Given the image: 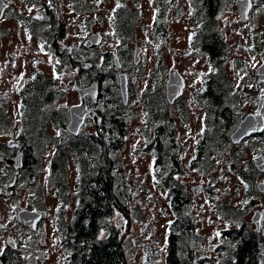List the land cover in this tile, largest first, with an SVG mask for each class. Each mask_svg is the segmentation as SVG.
Masks as SVG:
<instances>
[{
    "label": "flooded vegetation",
    "instance_id": "obj_1",
    "mask_svg": "<svg viewBox=\"0 0 264 264\" xmlns=\"http://www.w3.org/2000/svg\"><path fill=\"white\" fill-rule=\"evenodd\" d=\"M3 1L0 224L6 227L0 228V264H152V259H159L157 264H195V244L207 249L201 264H264V0H199L198 8L190 6L193 0H181L189 4L175 19L190 50L183 44L180 48L182 54L189 52L186 57L194 56L199 78L193 85L183 62L165 75L158 61L153 78L161 86L159 102L154 88L138 85L148 43L134 36L136 28L150 26L137 23L140 10L128 0ZM163 2L156 0L160 22L154 24L152 40L156 27L163 25ZM119 8L135 17H121L127 22L120 24L125 13ZM195 8L206 10L212 22L202 33ZM126 26L134 33L125 38L118 30ZM95 35L98 42L88 45ZM130 40L137 44L133 59L123 54ZM172 68L185 82L173 102L167 97ZM72 70L73 78L62 81L63 90L55 89V76ZM216 72L225 78L234 102L217 98L221 82ZM237 80L239 86L234 85ZM94 83L96 93H81L80 88ZM191 87L195 94L187 97ZM65 93L67 101L59 102ZM85 107L91 114L86 113L78 131L69 130L73 115L80 119ZM198 108L205 111V124L194 157L200 153L205 167V143L210 130L214 134L207 116L223 120L214 141L217 153L205 169L229 180L214 186L212 223L209 218L195 225L179 182L178 161L157 170L153 182L148 177L135 182L124 173L119 149L136 126L144 133L145 151L153 152L158 165L164 163L158 158L178 160L181 147L176 142L183 143L184 133L177 122L186 123L187 131L183 118L195 116ZM238 128L242 133L234 137ZM160 187L167 189L175 213L168 230L155 224L156 212L149 206L148 190ZM236 193L242 200L232 203ZM199 226L209 230L199 236ZM157 240L161 246L153 248Z\"/></svg>",
    "mask_w": 264,
    "mask_h": 264
},
{
    "label": "rangeland",
    "instance_id": "obj_2",
    "mask_svg": "<svg viewBox=\"0 0 264 264\" xmlns=\"http://www.w3.org/2000/svg\"><path fill=\"white\" fill-rule=\"evenodd\" d=\"M160 1L167 2L166 12L163 15H159L160 17L162 16V34L158 36L156 33L157 30H155L156 36L152 40L151 37L154 34V24H159L160 22V20H158L156 17V0H128L130 6L135 7L137 10H140L136 11L137 16L135 17V20L137 21V23H140V25L147 24L150 26L149 29L136 28L134 36V39H144L148 43L147 49L144 54L143 64L141 67L143 75L140 78L138 85L140 89L146 86L154 88L153 92L155 93L157 102H159L158 87L161 86L159 84V81L153 78V72L156 69L158 61L162 62V67L164 68L165 75H167L170 67L178 66L180 62H183L185 63L183 68L186 71V75L189 80H193V85L194 82L199 78V76L197 74H194L193 71L194 65L196 64L194 56L191 54V56L186 57L189 52L187 51V53L184 54H182L181 52L180 47L182 46V44L187 50H190V47L188 49V46L184 44L185 40L183 41V34L179 31L180 24H177L175 19V17H178L177 15H180V13L188 7L189 3L180 4L181 0ZM188 2H190V0H188ZM193 5L198 8V6L202 4L199 2V0H193V4H190V6ZM124 9L125 8H119V11L125 13V15H120V24H122L123 22H127L121 17L131 16V14H129L128 11H124ZM206 13V10H197L195 12V17L199 19V29H203L202 31H199L201 33L204 32L205 28L212 24L210 18H208V16H205ZM118 31L119 34L124 37H129L131 34V29L129 28V26H126L122 29L120 28ZM185 32L186 31H184V36H186ZM136 45V43L131 41L126 46H123L125 51L123 52L124 56L133 59L134 48ZM155 59L156 63H154ZM73 75L74 71L72 70L68 72L65 77L62 76L57 78L58 76H55V89L60 88L61 85L64 86L62 81H67L70 78L72 79ZM216 76H220L219 81L221 82V87L217 93V98L222 97L225 98L226 101L230 100L234 102L235 98L229 93L225 78L218 72H216ZM250 81L251 79H247L246 86L250 84ZM240 83L241 81L237 80L234 82V85L237 86ZM40 88H42V86H40ZM60 89L63 90V88ZM194 94V87L188 89L187 97H191ZM66 95L67 94L65 93V96L63 97V99L59 100V102H66ZM237 111L238 110H235V112ZM195 113V116L188 113L189 116L192 117L183 118V121L189 123L187 131L185 129V127H187L186 123H183L182 121L177 122L180 126V130L182 131V133H184L183 143L180 141V139H177L176 142V144L181 147V156L180 158H178V170L181 171V174L178 178L179 182L182 183L185 187V194L189 200L188 213L189 216L193 218L195 225L204 224V222L209 218L210 219L208 221L211 224L212 221L215 219V216L212 215V210L215 208L213 204L215 199H212L213 191L215 189L214 186H218L219 183L222 181L226 183V181H228L229 179L225 177L226 175L222 176L217 171H215V173H212L209 170L205 169V167L209 166L208 161L211 154L215 156V154L217 153V151L214 149V141L215 138H217V136L219 135V130L222 129V126L224 124L223 120H217L214 118L213 115L210 117L209 120V116H207V125L210 127V129L214 130V134L212 136L210 130L208 140H206L204 148L208 151V154L205 159V167H203L201 162V154L199 153L197 157H194V155L196 151V144L200 143L201 140L202 126L203 124H205V121L202 117V114H204L205 111L201 108H198V110H195ZM34 122L35 126L33 129L36 128L37 124L36 120H34ZM136 123H139V121ZM47 130L48 128L46 126V134L48 133ZM196 130H198L199 132L198 135H196ZM39 131L42 132L41 129ZM175 134L177 135L176 130ZM132 138H138L139 141ZM184 145H186V147H184ZM145 146L146 139L144 137V133H141L138 127L134 126L130 129L126 141L121 145L122 148L119 149L124 153V156L122 157V160L125 161L124 173H128L130 175V178H132V180L135 182H144V177L146 178V180L148 177V181L153 182L154 179H156L157 170L163 167L172 166V164L168 161H165L163 164L158 165L157 159L155 158L153 152L145 151ZM136 174H138L139 177H137ZM202 180L204 181V184L210 182V186L202 185ZM148 191L152 196L149 206H152L154 213L156 212L155 224H159L160 226L161 224H165L164 230L171 229L170 226L173 225L172 222L175 219V213L173 212L172 207L170 206V196L167 192V189L165 187H160L158 190L155 188H150ZM236 200H242L241 194L236 193L235 196L232 197V203ZM208 230V226H199L198 235L203 236V232L206 234ZM160 238L163 239V236H161ZM160 246L161 245L159 243V240H157V244L153 248H159ZM151 251L154 250L151 249ZM194 255L198 257L199 260V263L196 262L195 264H201V259L203 260L204 258H208L207 249L196 247V244L194 248ZM158 262L159 259H152L151 261L152 264H157Z\"/></svg>",
    "mask_w": 264,
    "mask_h": 264
},
{
    "label": "water",
    "instance_id": "obj_3",
    "mask_svg": "<svg viewBox=\"0 0 264 264\" xmlns=\"http://www.w3.org/2000/svg\"><path fill=\"white\" fill-rule=\"evenodd\" d=\"M6 6H7V4H5L3 0H0V17L3 15L4 9ZM245 16H247V14H245ZM99 37H100L99 35H95L93 38H91L88 41L87 44L89 45V44H93V43L98 42ZM66 49H70V48L66 47ZM137 53H139V50H137ZM136 61H138V59H136ZM115 64H117L118 66H121V63H120L117 55H115ZM82 67H87V64L82 65ZM120 79H121L122 92L124 94V97H126V92H127L126 75H124V74L120 75ZM184 83L185 82H184L183 78L176 75L175 69L172 68L170 71V78L167 82V88H168V90H167L168 96L167 97L171 102H173V100L176 96H179L180 94H182L183 89H184V85H185ZM97 88H98L97 84L94 83L89 87H85L82 89L80 88V91L82 94H85V93L86 94H88V93L94 94V93H96ZM86 113L91 114L89 111H87V108L85 107V110H83L82 114L80 115L81 116L80 119H77L75 117V115H73V123L72 122L70 123L69 130L78 131L82 121L84 120ZM241 133H242V129L240 130V128H238L237 131L234 133V137H236V136L239 137L241 135Z\"/></svg>",
    "mask_w": 264,
    "mask_h": 264
},
{
    "label": "trees",
    "instance_id": "obj_4",
    "mask_svg": "<svg viewBox=\"0 0 264 264\" xmlns=\"http://www.w3.org/2000/svg\"><path fill=\"white\" fill-rule=\"evenodd\" d=\"M137 14V13H136ZM136 14H134V15H136ZM163 15V14H162ZM131 17H135V16H132L131 15ZM157 31H156V33H157V35L158 36H160L161 34H162V32H161V30H162V28L160 27V25L157 27V29H156ZM133 33H134V30H131V36L133 35ZM130 37V36H129ZM126 38V37H125ZM40 129H43L42 127H40ZM168 155V154H167ZM158 159H161L162 160V162H165V161H168L169 163H171L172 164V161L173 162H175V166H176V162L178 161L176 158H169V157H165V158H158ZM160 160V161H161ZM175 193H178L177 195L179 196V194H180V191H176Z\"/></svg>",
    "mask_w": 264,
    "mask_h": 264
},
{
    "label": "snow or ice",
    "instance_id": "obj_5",
    "mask_svg": "<svg viewBox=\"0 0 264 264\" xmlns=\"http://www.w3.org/2000/svg\"><path fill=\"white\" fill-rule=\"evenodd\" d=\"M120 5L119 4H117V7H119ZM253 60H255V58L253 57ZM258 63V62H257ZM257 65L254 63V64H252V67H256ZM211 70V69H210ZM246 74V73H245ZM240 79L242 80L243 79V77L241 76L240 77ZM237 86H239V85H237ZM250 87H251V85H249ZM262 96H264V90H262ZM245 187H247V185H245ZM4 227H6V225H4V224H0V228H4ZM216 235L217 236H219L220 235V233H216ZM3 251V249L2 248H0V252H2Z\"/></svg>",
    "mask_w": 264,
    "mask_h": 264
}]
</instances>
